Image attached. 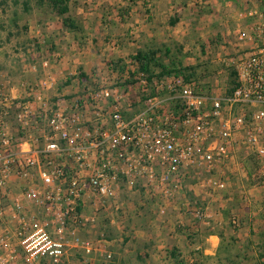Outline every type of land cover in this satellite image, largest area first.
<instances>
[{
	"label": "built area",
	"instance_id": "built-area-1",
	"mask_svg": "<svg viewBox=\"0 0 264 264\" xmlns=\"http://www.w3.org/2000/svg\"><path fill=\"white\" fill-rule=\"evenodd\" d=\"M251 32L247 39L237 33V51L220 58L219 73L232 84L207 87L179 72L149 83L139 73L143 95L136 113L130 112L132 103L122 106L125 96L118 90L100 87L88 95L93 131L74 113L43 103L32 108L34 94L50 89L49 75L24 89L28 100L22 103L15 88L0 83V223L5 209L15 221L12 235L0 233V264H61L69 251L75 264H110L113 241L82 233L94 218H84L81 206L91 193L104 208L118 182L148 199L159 198L161 206L187 179L192 186L223 192L247 164L264 187V26L255 24ZM101 100H111L108 113L98 105ZM84 104L76 101L73 112ZM14 107L24 141H16L5 126ZM38 130L43 145L32 147L28 142ZM12 179L21 191L10 200L6 189ZM24 203L40 212L42 224L32 223L35 217L29 218ZM231 225L239 226L238 216Z\"/></svg>",
	"mask_w": 264,
	"mask_h": 264
},
{
	"label": "rangeland",
	"instance_id": "rangeland-1",
	"mask_svg": "<svg viewBox=\"0 0 264 264\" xmlns=\"http://www.w3.org/2000/svg\"><path fill=\"white\" fill-rule=\"evenodd\" d=\"M23 1L0 0V83L16 90L24 91L27 87L38 85L40 79L48 76V74L44 75L41 71L42 63L48 61V65H54L59 59L63 58L71 74H65L64 78L62 77L57 83L56 81L53 82V90H58V87H61L66 79L72 78L71 80H73L75 77L76 81L72 84L78 92L81 88H87V91L92 89L90 93H94L100 87L108 90H118L120 95L125 96L121 101L122 106L128 109L126 104L132 103L133 106L131 105L130 112L136 113L140 108L137 99L143 94L141 93V85L136 78L139 72L134 57L138 51L153 53L154 62L151 65V71L156 76L161 70L159 64L169 65L170 67L165 49L171 51L175 60L181 62L182 67H194V71L191 73L192 78L204 86L216 88L228 83L230 80L227 74L219 73L222 70L220 58L223 55H232L237 51L238 40L236 35L233 36L230 44L229 41L219 38V34L215 37L207 30L204 33L207 34L206 39L208 40L201 42L196 40L195 36L197 34L195 33L198 31L194 29L189 32L187 38L177 41V43L173 40L174 44L171 42L152 44L147 40L143 28L144 23H142V20L149 14L147 12L152 9V2L150 1L145 2V4H137L139 0H120L119 5L121 7L116 12V19L114 18L115 15L110 16L106 13V16L105 14L106 25L103 26V36L99 38L100 44L92 45V47H82L79 42L77 44L76 38L71 32L69 33L64 29L62 18L56 14L47 0H28L26 6H24ZM77 5L79 4H75V8ZM72 6L74 7V5ZM82 7L84 12L88 8L93 10V4L91 3L90 6L85 4ZM74 13L75 15L77 13L83 14L77 12L76 9ZM172 19V15L169 17L166 15V18H162V20H166L167 25ZM157 23L158 20L152 25H157ZM140 25L142 26L140 27ZM98 32L88 30L85 32L84 37L93 40L94 35L99 36ZM125 39H128L129 45L123 43ZM80 42L83 44L82 41ZM88 49L91 50L90 54H92L89 59L91 65L93 62H95V65L88 77L85 76L86 78L80 81L78 79L79 71L83 68L81 66L83 64L79 59L80 55L82 56V50L88 51ZM94 53L96 54L94 57L98 61L93 60ZM34 65L38 69L32 74L30 68ZM116 70L118 71L115 72ZM124 71L130 76H132L130 73L133 72V78H129L127 75V79L129 78L127 82L121 83L122 76H120V73ZM114 72L116 75H112ZM176 72H179L183 77L187 73L180 70ZM175 73L153 77L150 81L152 83L153 80H168L172 76L174 77ZM129 83H131V86H129ZM50 89L44 92L52 91ZM25 95L27 96L24 93V98L18 100V102L21 101L20 103H22V101L28 100ZM46 98L48 105L52 107L53 102L51 99H55V96L49 94ZM112 99H114V96ZM111 100L108 102L111 103ZM41 104L39 103V105ZM55 107L54 105L53 108L55 109ZM32 108L38 109V105L36 104ZM12 110L13 113H11L9 119L15 134L17 125L14 114L17 109L14 107ZM35 137H38V135ZM36 145L41 144L36 142ZM245 168L246 172L243 175L238 173L230 179L229 188L223 192H210L198 185L192 186L193 183L190 184V179L185 180L181 187L173 192L170 201L172 203L177 202L176 197H179V199L183 197L187 201H192L194 205L192 203L191 205H193L195 211L192 214L196 215L197 218L192 217V221L185 222L182 225L178 224L180 225L179 229L176 228L177 230L173 233L178 234V237L179 235L186 237L183 244H181L183 248L177 250L170 244L163 245L159 255L160 261H165L166 264H177L178 262L183 264H264V187L261 186L259 179L252 178L254 174L253 167L247 164ZM120 187L117 188V198L110 197L105 203L107 204L105 210H99L96 216L93 217L96 218L94 225H87L85 228L92 232L91 235L89 233H85V235L89 238H95L103 234L105 237L116 241L111 247L113 258L110 264H138L132 262L127 256L126 252L132 248V242L125 243V230H129L131 225L137 227L138 231L150 230L155 224L146 225L140 220L144 219V216H152L154 212L158 214V209L165 208L166 204L159 206L161 204L159 198L148 199L142 195L141 190L138 194L136 193L137 195H134V192H129L126 187ZM134 196H138V199ZM153 204L156 205L153 206ZM233 216L239 218L237 228H233L231 225ZM132 217L139 219V222L131 223ZM110 221H113L111 225L114 229L110 228ZM199 221H203L204 224L199 226ZM242 229L246 233L245 237L241 235ZM144 234L146 233L144 232ZM209 235H217L218 238H213L211 242H207L206 239ZM148 243L149 240L145 242V245L147 246ZM151 243L153 242L150 241ZM211 243L216 245L217 253L214 256H200L199 251L210 246ZM141 246L143 247V245ZM196 247H199V250H195ZM172 252L175 257L171 258L170 261V253ZM140 255H143V252H140ZM104 262L101 260L98 264H106ZM75 263L74 252L69 251L61 264Z\"/></svg>",
	"mask_w": 264,
	"mask_h": 264
},
{
	"label": "crops",
	"instance_id": "crops-1",
	"mask_svg": "<svg viewBox=\"0 0 264 264\" xmlns=\"http://www.w3.org/2000/svg\"><path fill=\"white\" fill-rule=\"evenodd\" d=\"M149 1L152 2L151 3L152 9L149 12H147L149 14L145 17L144 20H142V23H144L143 28L148 38L147 40L152 44H160V43L166 44L168 42L174 44L173 40L174 42L177 43V41L179 42L187 38V36H189V32L193 31L194 29L198 31L197 33H195L197 34L195 36L196 40H199L201 42L208 40L206 39L207 34L204 33V31L209 30L210 34L214 35L215 37L219 34L220 36L219 38H222L224 41H229V43L231 44L232 43L231 40L233 39V36H235L237 33H243L244 34L243 36L247 39L248 36L250 35L253 36L251 31L253 30V26L255 24L264 26V0H139L137 4L140 3L145 4V2L147 3ZM119 2L120 0H70V4H69L70 10L68 15L77 22L79 29L81 30L80 33L79 32L72 33L74 38H76L77 44L79 42L82 47H88V46L92 47V45H99L100 44L99 38L103 36V28H104L103 26L106 25L104 18L105 14L108 13L110 16L115 15L114 16L115 18L117 10L121 7V5H119ZM90 3L93 4V10L92 8H88L84 12L82 6H84L85 4L90 6ZM75 4H79V5H77L75 8ZM72 5H74V7ZM75 9L77 12L79 11L83 14L80 15V13H77L75 15L74 13ZM166 15L168 17L172 15L173 19L171 21L174 22L175 24L169 22L167 25L166 20H162V18L164 17L166 18ZM157 20H158L157 25H152ZM141 26L142 25H140V27ZM88 30L94 32L99 31L98 32L99 36L94 35L93 40L92 39L88 40L86 37H84L85 32ZM79 35L82 37H80ZM113 36L114 34L112 35V37ZM80 41H82L83 44ZM127 41L128 39H125L123 43L127 45L128 44ZM90 52H91L90 49H88V51L82 50L81 53L82 56L80 55L79 60L83 64L81 65L83 66V68L79 71L80 74L78 79H80V81L84 80V78H86L85 76L88 77L90 72H92L91 69L95 65V62H93L91 65V61L89 60L92 55L90 54ZM94 56H96L95 53L92 56L93 60L98 61ZM36 69H38L37 66L35 65L31 66L30 68L31 73L33 74V72H36ZM68 70L70 69H68V67L66 66L65 60L63 58L59 59V61L56 64L55 63L54 65L50 64L46 68L41 69L43 74L49 75L48 77L52 81L50 83L51 89L53 82L55 83L56 81L57 83V81H60L62 77L64 78L65 74L68 75L71 74ZM117 71L118 70H116L115 72ZM115 72L112 73V75H114ZM132 73H130L132 76L128 75L126 71L120 73V76H122L121 77L122 81L120 80L121 83L127 82V80L130 77L133 78ZM127 75L129 76L128 79H127L128 77ZM56 78L57 79L59 78V80H57ZM71 79L69 78L63 81L61 87H58V90L52 89V91H46L45 93L42 92L41 94L39 93L34 94L35 96H38V99L36 100L32 98L33 100L31 101V105L32 107L35 106L36 104L39 106V103L48 105L46 96L52 94V96H55V99H51L53 102V106L55 105L58 109L70 115L74 113L79 120L85 122V125L87 126L88 129H90V131H93L95 126L94 111L90 107V102L87 100V97L88 95H90L92 89L91 90L88 89L87 91V88L86 89L81 88L80 91L78 92L77 89L73 87L74 81H76L75 77L73 78V80ZM65 82H67L68 84L63 85ZM130 84L131 83H129V86H131ZM14 95L19 100H21L22 98H24L23 96L24 91L17 90V92H14ZM77 98L79 99L77 100ZM76 101H78L80 105L81 103L82 105L83 103H85L84 104L85 109H82V111L80 110L77 113L73 112L74 109L72 108V106ZM98 105L106 113H108L111 109V103H109L108 101L101 100ZM10 121H11L10 119L5 121V126L8 133H10L16 141H24L25 139L24 136L22 137L19 136V132L17 128L15 129L16 133L15 134L13 133L14 131L11 128L12 123ZM107 122L108 119H106L105 116L103 123L105 124ZM36 135H38V137H35ZM41 136H42L41 130L35 132L33 134L32 140L28 142L29 145L32 147H39V146L42 147L43 142ZM36 142H39L41 145L37 146ZM122 183L123 182L117 183L114 189V197L117 198L116 196V193L118 192L117 188H119L120 186L126 187L127 190L131 193L134 192L133 193L134 195H137L139 193L137 188L130 189L126 185H122ZM20 191H21L20 183L12 179L11 181L8 182L7 185L6 198H9L11 200L14 196L15 197L18 196L19 195L18 193H20ZM134 197L138 199V196H134ZM182 198L179 199V197H176L175 200L178 201L177 202L174 201L173 203L169 200L167 202L169 205L166 203V207H165L166 209H164V214L162 215L156 214L154 212L152 216H144V219L142 218L140 220L141 222L143 221L144 224L146 225L155 224V226L151 225L154 227H152L150 230L138 231L136 229L137 227L131 225L129 230L127 231L125 230V233L122 232L124 233V237L126 240L125 243L128 244L132 242L131 244L132 248L128 249L126 252L127 256L129 257L130 260H132V262L138 264H166L165 261L159 260L160 250L163 247V245L170 244L173 246V248L177 250L178 248H183L181 244H183L184 238L186 237L183 235H179L178 237L177 236L178 234L173 232L179 229L180 225L178 224L182 225L185 222L192 221L191 218L196 217V215L194 216L192 214V212H195L193 207L194 205L193 202L187 201L186 199L184 198L182 199ZM99 201L100 200H98L93 194L86 193L82 198L81 215L84 218L88 219L95 217L96 213L99 210L104 211L105 206L104 208L100 209ZM3 202L5 205L4 207H6L9 204V201L7 199L3 200ZM191 203L193 205H191ZM24 204L29 218L32 216L35 217V221H32V223L35 224L37 222L38 224H42L44 222V219L43 216L40 214V212L31 205L27 203ZM154 205L156 204H153V206ZM90 206L92 208V211ZM159 206H161V204ZM5 210L6 212L4 218L0 223V233H3L4 231L12 235L15 221L10 216L8 209ZM95 220L96 218H94L93 222H88L87 225L93 226ZM130 222L138 223L139 219L137 220V218L132 217ZM112 223L113 221H110L109 226L111 229L112 228L114 229L113 225H111ZM203 224H204L203 221H199L198 223L199 226H202ZM144 232L146 234H144ZM82 233L83 234L89 233V235H91L92 232L89 231V229L88 230L84 229ZM241 235L244 237L246 236L244 230L241 232ZM213 238L217 239L218 236L209 235L206 241L211 242ZM111 240L113 241V244L116 243L114 239ZM148 240L149 243L146 246L145 242ZM150 241L153 243L150 244ZM141 245H143V247ZM195 250H199V247H196ZM140 252H143V255H140ZM178 252H183V251H178ZM215 253H217V249H216V245H214L213 243H211L210 246L205 247L201 251H199L200 256L203 257L212 256V255L214 256ZM169 260L171 261V257Z\"/></svg>",
	"mask_w": 264,
	"mask_h": 264
},
{
	"label": "trees",
	"instance_id": "trees-1",
	"mask_svg": "<svg viewBox=\"0 0 264 264\" xmlns=\"http://www.w3.org/2000/svg\"><path fill=\"white\" fill-rule=\"evenodd\" d=\"M26 1L28 2V0H24V6H26ZM45 1V0H43ZM50 5L54 8L56 14L62 18V26L64 27V29H66L69 33H80L81 30L79 29V26L77 24V22L72 19L68 14H69V10H70V0H47ZM172 24H175L174 22L171 21ZM165 53L167 54L168 58H169V62H170V67L169 65H162L159 64V67L161 68L160 73L156 76L153 75L152 71H151V65L154 62L153 61V53H144L141 51H138L136 53V56L134 57V60L137 62L138 64V72L142 73L144 76H146L147 81L149 83H151L150 80L153 79V77H161L163 74H173L176 71H184L187 72L186 75L184 74V78L185 80H189L192 78V71H194V67H182L181 66V62H178L175 60V57L172 55L171 51L169 49H165ZM151 54V55H150ZM230 84L233 83V80L230 79ZM126 83V82H125ZM68 83L65 82L63 85H67ZM19 136L22 137V133H19ZM62 144V143H61ZM107 202V201H106ZM107 205V204H105ZM109 238V237H107ZM220 238V237H219ZM264 255V253H263ZM261 255V256H263ZM171 258L175 257L174 253H170ZM177 264H183L182 262H178Z\"/></svg>",
	"mask_w": 264,
	"mask_h": 264
}]
</instances>
